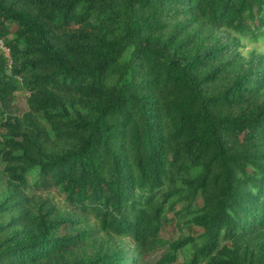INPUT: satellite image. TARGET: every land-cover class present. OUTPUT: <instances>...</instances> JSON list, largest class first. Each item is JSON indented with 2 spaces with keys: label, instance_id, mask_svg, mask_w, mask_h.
I'll use <instances>...</instances> for the list:
<instances>
[{
  "label": "trees",
  "instance_id": "1",
  "mask_svg": "<svg viewBox=\"0 0 264 264\" xmlns=\"http://www.w3.org/2000/svg\"><path fill=\"white\" fill-rule=\"evenodd\" d=\"M13 1L0 264H264V0Z\"/></svg>",
  "mask_w": 264,
  "mask_h": 264
},
{
  "label": "rangeland",
  "instance_id": "2",
  "mask_svg": "<svg viewBox=\"0 0 264 264\" xmlns=\"http://www.w3.org/2000/svg\"><path fill=\"white\" fill-rule=\"evenodd\" d=\"M4 5L5 7H10L11 5H14V1L4 0ZM202 32L208 38L213 39L215 37H221L222 41L226 40L229 43H234L233 45H235L236 47V58H237V67H238L237 69L244 68L247 65H254L257 68L264 67V40L257 43H253L247 39L239 38L233 32L228 30L215 31L213 29H204ZM261 93L262 95H264V89L262 90ZM25 99L26 98L23 96H21L18 99L17 106L20 111L27 110ZM15 115H18V113H15ZM49 195H53V194H49ZM179 236H186V231L183 232L175 231L174 233H172V231L168 230L166 235V240H173ZM93 241L97 245L102 246V249L105 252H110L108 250L109 241L107 238L104 237V235H95ZM83 253L86 255H91L93 251L90 248H87L86 251ZM160 255H161L160 250L157 252H150L144 254L140 257L138 264H153L156 260H158Z\"/></svg>",
  "mask_w": 264,
  "mask_h": 264
},
{
  "label": "built area",
  "instance_id": "3",
  "mask_svg": "<svg viewBox=\"0 0 264 264\" xmlns=\"http://www.w3.org/2000/svg\"><path fill=\"white\" fill-rule=\"evenodd\" d=\"M0 48L4 52L5 56L7 58H9L10 57V55H9L10 54V51H9V49L6 46H4V44L1 41H0Z\"/></svg>",
  "mask_w": 264,
  "mask_h": 264
}]
</instances>
